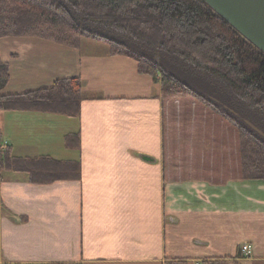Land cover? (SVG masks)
Wrapping results in <instances>:
<instances>
[{"label":"crops","instance_id":"obj_1","mask_svg":"<svg viewBox=\"0 0 264 264\" xmlns=\"http://www.w3.org/2000/svg\"><path fill=\"white\" fill-rule=\"evenodd\" d=\"M93 40H0V95L82 85L75 118L0 111L11 157L79 165L44 185L0 171V264H264V180L242 178L236 127Z\"/></svg>","mask_w":264,"mask_h":264},{"label":"trees","instance_id":"obj_2","mask_svg":"<svg viewBox=\"0 0 264 264\" xmlns=\"http://www.w3.org/2000/svg\"><path fill=\"white\" fill-rule=\"evenodd\" d=\"M5 38L73 49L83 38L105 42L109 56L135 60L138 73L160 85L162 97H193L235 126L242 178L264 180V139L244 123L264 134V54L202 0H0V40ZM8 80V65L0 59V91ZM81 89L80 80L70 78L47 89L0 95V111L75 118ZM64 145L77 148L78 137H65ZM0 171L38 185L79 177L75 162L13 158L8 146L0 153Z\"/></svg>","mask_w":264,"mask_h":264},{"label":"water","instance_id":"obj_3","mask_svg":"<svg viewBox=\"0 0 264 264\" xmlns=\"http://www.w3.org/2000/svg\"><path fill=\"white\" fill-rule=\"evenodd\" d=\"M216 15L264 54V0H202ZM226 109V108H225ZM234 116L233 111L228 110ZM264 139V134L244 121Z\"/></svg>","mask_w":264,"mask_h":264},{"label":"built area","instance_id":"obj_4","mask_svg":"<svg viewBox=\"0 0 264 264\" xmlns=\"http://www.w3.org/2000/svg\"><path fill=\"white\" fill-rule=\"evenodd\" d=\"M6 146L7 144L5 142H3V144H1V140H0V152L6 150ZM241 253L243 255V257L247 258L251 255V246L249 244H245L241 247Z\"/></svg>","mask_w":264,"mask_h":264},{"label":"rangeland","instance_id":"obj_5","mask_svg":"<svg viewBox=\"0 0 264 264\" xmlns=\"http://www.w3.org/2000/svg\"><path fill=\"white\" fill-rule=\"evenodd\" d=\"M93 41H97V43H100L101 45L106 46L107 49H108V45H107L105 42H103V41H98V40H93ZM156 62H158V59H157V58H156ZM0 140H1V144H3L4 139L1 138ZM238 142H239V137H238Z\"/></svg>","mask_w":264,"mask_h":264}]
</instances>
